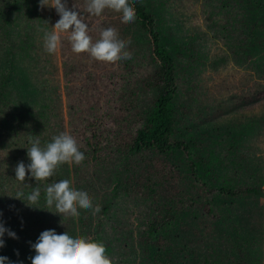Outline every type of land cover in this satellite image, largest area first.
Returning a JSON list of instances; mask_svg holds the SVG:
<instances>
[{"label":"rangeland","instance_id":"rangeland-1","mask_svg":"<svg viewBox=\"0 0 264 264\" xmlns=\"http://www.w3.org/2000/svg\"><path fill=\"white\" fill-rule=\"evenodd\" d=\"M139 1L151 12L165 47L178 62L180 94L176 119L184 123L195 118L194 113H199L195 102L205 97L196 95L195 90L206 94L209 100H213L211 96H216L217 102L221 100L218 106L223 110H214L209 118L192 126L191 130L203 132L204 139H195L196 144L208 146L204 147L206 150L214 146V142L228 147L229 141L237 137L232 148L243 149L248 161L261 165V188L264 190V122L252 133L250 141L243 137L245 121L253 117L248 111L254 110L257 114L260 110L264 113V0ZM48 3L51 5L52 0ZM87 3L88 0H66L67 8L80 13L88 24L93 41L100 38L101 30L109 27L117 31L118 38L133 41L126 49L131 53L130 59L108 63L97 61L88 53H74L68 33L60 34L61 48L50 54L45 48L44 35L45 32L51 33L60 19L56 8L49 5L42 8L40 0H0V45L7 31H10L15 45L21 42L31 44L30 50L38 69L35 78L44 82L42 102L50 104L46 112L51 115L46 129L39 130L35 135L30 133L29 128L21 130L16 139H9V136L5 140L6 149L0 150V224L16 234V238H12L5 232L0 256L15 244L32 246L43 231L55 230L57 234L67 232L73 238L84 236L94 241L99 234L103 237L105 254L113 262L128 259V264H147L141 254L134 258L137 244L144 239V230L165 219L166 213L156 197L152 202L137 199L130 180L135 179L134 183L154 190V179L165 187L163 189L177 193L178 187L186 184L187 177V181H193L183 164L160 163L135 173L131 179H126L128 181L123 180L122 174V178L117 179L106 168L85 165L80 171H75L72 164H62L45 181H36L30 172H26L23 182L16 179L18 164L23 162L27 168L31 163L29 157H24L31 147L29 137H38L41 147L63 132L71 134L77 142L83 141L78 133L73 132V127L84 128L93 122V108L104 104L107 99L119 107L120 97L125 96L124 100L129 101L130 90L134 87L140 89L141 81L148 80L150 41L137 20L124 23L122 13L112 9H105L100 16L91 15L86 11ZM132 24L134 40L130 39L129 33V25ZM241 50L245 53L242 57ZM244 59L246 62L257 60L254 65L248 62L249 73L241 70L245 65L241 60ZM256 66H260L261 72ZM140 94L142 105L153 97L145 90ZM204 140L207 143L204 144ZM12 145H17V148ZM228 167L224 170L221 165L215 167L213 182L230 188L256 183L250 173H244L251 172V168ZM63 179L70 180L76 190L86 191L92 199L93 209L99 205L100 212L93 215V209L78 208L79 216L71 217L56 213L54 205L49 208L45 186ZM37 186L41 188L39 201L30 206L26 197ZM192 192L210 194L199 186ZM216 203L217 218L210 216V219H218V223L228 227L237 221L244 224L239 225L240 232L233 235L239 240L247 237L252 241L251 245H240L238 253L242 264H259L260 261L264 264V191L244 199L223 197ZM242 208L258 214L260 222L257 224L262 226L259 228L253 224L247 227L244 221L241 223ZM254 213L249 220L255 217ZM197 219L195 224L201 225L202 219ZM244 228L252 234L247 236L241 231ZM258 232L262 233V242L257 240ZM178 250H170L167 263L176 264L186 256Z\"/></svg>","mask_w":264,"mask_h":264},{"label":"trees","instance_id":"trees-1","mask_svg":"<svg viewBox=\"0 0 264 264\" xmlns=\"http://www.w3.org/2000/svg\"><path fill=\"white\" fill-rule=\"evenodd\" d=\"M129 2L135 9L140 29L146 32L150 41L151 53L146 76L148 80L141 81L140 89L134 87V90L133 88L130 90L129 101L124 100L125 96L120 97L118 107L107 99L104 104L93 108L95 110L93 122L84 128L73 127V132L84 139L77 143L86 159L81 164L73 163L72 166L75 171H80L85 165H94L97 169L106 168L112 171L117 179L122 178L120 177L122 174L123 180L128 181L126 179H131L135 173H141L160 163L183 164L193 181L192 183L187 181L189 180L187 177L184 181L186 184L179 186L177 193L163 189L165 187L154 179V190L134 183L135 179L130 180L137 199L152 202L156 197L166 213L165 219L155 223L153 228L144 230L142 233L144 239L137 244L134 258L141 254L147 264H169L167 258L170 250L179 249L178 252L186 256L181 257L176 264H242L238 253L240 245H251L252 241L247 237L239 240L233 234L240 232L238 226L244 224L237 221L228 227L222 222L218 223V219H210V216L217 218L216 202L223 197L244 199L250 194L264 191L261 188V165L248 161L243 149L232 148L235 140H238L237 137L229 141L228 147L223 143L214 142L215 145L206 150L204 147L208 146L196 144L195 139H204L203 132L191 130L192 126L209 118L214 114V110L215 112L223 110L224 108L218 106L222 102L220 98L217 99L220 102H217L216 96H211L212 94L210 98L213 100H209L206 94L195 90L196 95L205 97L195 102L199 113H194L195 118L184 123L176 119V106L180 94L178 62L165 47L164 39L156 30V21L151 12L139 0ZM129 29L130 39L134 40L133 24L129 25ZM11 39V33L7 31L5 40L0 45V150L6 149L5 140L9 136V139H16L21 130L29 128L30 133L35 135L39 130L46 129L51 116L46 112L50 104L42 102L44 82L35 78L38 69L30 50L31 44L21 42L15 45ZM241 51L242 57L245 53L244 50ZM235 56L238 57V53ZM255 61L257 60L247 62L245 59L241 60L245 64L241 70L249 73L247 67H250L249 63L254 65ZM256 67L257 71L261 72L260 66ZM143 90L151 92L153 97L147 104L142 105L140 92ZM251 113L253 117L245 121L243 135L249 141L252 133L264 122L263 112L259 110L255 114L254 110L248 111V114ZM51 141L52 139L47 143ZM203 143L207 141L204 140ZM12 147L17 148V145ZM220 165L223 170L228 169V166L241 169L249 167L252 171L244 173L246 175L250 173L256 183L242 188L221 186L218 182H213L215 176H212L215 167L218 168ZM196 186L210 194H193L192 190ZM154 191L156 194H151ZM252 213L254 212L242 208L241 223L244 221L247 227L254 224L260 228L262 225L257 224L260 222L258 214L254 213L255 217L248 219L252 217ZM197 218L202 219L201 225L195 224ZM241 231L247 236L252 234L248 228ZM261 234L259 232L256 234L259 242H262ZM96 239L103 243V237L99 234H96ZM2 253V256L8 258L5 264H32L31 258L36 255L32 246L22 244H15L10 251ZM128 263V259L124 262H113ZM261 263L262 261L259 264Z\"/></svg>","mask_w":264,"mask_h":264},{"label":"clouds","instance_id":"clouds-1","mask_svg":"<svg viewBox=\"0 0 264 264\" xmlns=\"http://www.w3.org/2000/svg\"><path fill=\"white\" fill-rule=\"evenodd\" d=\"M43 8L49 5L48 0H40ZM60 19L55 24L51 33L45 32L44 41L46 51L56 53L61 48V33H68V40L74 53H88L92 58L101 62L115 63L121 59H130L131 53L127 51L130 41L118 38L114 28L103 29L100 38L93 41L89 34V26L85 23L80 13L69 10L66 0H52ZM105 9H112L122 13V22L129 23L136 19L135 9L129 0H88L86 11L94 16H100ZM31 147L28 149V157L31 163L25 167L20 162L15 169L16 179L23 182L26 172L31 173L36 181H45L52 177L56 169L62 164H81L85 155L80 151L75 137L68 132L53 136L52 141L41 147L39 138L29 137ZM41 188L35 187L26 199L28 205H34L39 201ZM20 199V198H19ZM46 205L55 206L56 213L65 216L78 217V208L93 209L92 199L86 191L76 190L68 179L60 180L45 186ZM100 206L96 205L93 215L100 212ZM12 238L16 234L5 229L0 224V247L4 246L2 237L5 232ZM36 255L31 258L32 264H113L106 253V247L102 242L91 238L77 236L73 238L67 232L57 234L55 230L43 231L37 242L32 245ZM8 258L0 256V264H5Z\"/></svg>","mask_w":264,"mask_h":264}]
</instances>
